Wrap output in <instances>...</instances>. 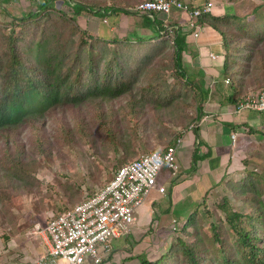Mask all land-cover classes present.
Instances as JSON below:
<instances>
[{"label":"trees","instance_id":"obj_1","mask_svg":"<svg viewBox=\"0 0 264 264\" xmlns=\"http://www.w3.org/2000/svg\"><path fill=\"white\" fill-rule=\"evenodd\" d=\"M57 1L64 2L71 13L58 9L55 6ZM142 1L128 6L122 0H96L94 3L84 0H41L20 16H14L4 9L2 14L8 20L0 25V135L9 137L21 127H29L33 131L35 149L47 160L45 145L49 140L43 132L51 111L62 112L65 108L78 110L88 103L98 108L125 95L138 96V100L134 96V107L145 104L155 112L174 110L179 109V103L184 107L189 106L188 90L194 93L197 113L194 120L200 123L206 116L204 107L212 91L205 84L208 76L202 68L191 75L184 64L189 48L188 37H192L193 32L185 30L186 21H171L163 14L135 11ZM184 1L194 10L209 0H196L198 4ZM83 14L103 21L111 17H133L137 22L132 37L106 39L79 26V18ZM248 18L230 12L217 15L212 11L202 15L198 21L202 27L206 26L221 36L223 63L218 77H221L223 86L226 80L230 81L226 84L229 89L226 101L235 107L251 93L264 90V32L257 40L251 37L257 24L262 29L264 2L254 8L252 19ZM140 31L144 33L139 34ZM154 63H158L159 67L152 66ZM170 76L174 83L170 81ZM111 114L109 117L113 116ZM105 119L106 114L100 112V120L105 122L104 147L107 150L112 147L116 149L120 135L106 124L108 121ZM225 124L236 129L231 123ZM77 129L83 137L84 128L77 126ZM74 131L77 133L61 121L53 135L71 143ZM246 131L249 135L255 132L251 128ZM193 132L199 139V127L194 128ZM255 133L260 138L264 137V129ZM131 136L125 135L119 142L125 152ZM180 137L182 135L170 140L168 145L174 144ZM198 145L193 154L191 171L196 169L201 158ZM245 161L249 163V159ZM21 162L22 159L18 157L7 169L15 175H29ZM129 162L126 159L124 163L119 161L117 170ZM262 177L264 175L247 171L240 181L229 179L227 183H220L226 189H223L224 202L219 206L224 220L218 227L212 223L213 231L209 238L220 264H264ZM70 197L72 206L69 208L81 202H75ZM205 198L201 205L206 207ZM232 201L253 207L250 212L239 211ZM203 209L199 208L189 216L161 257L153 261L148 258V251L133 255L128 247L121 251L124 256L122 264H179L180 256L184 257L185 264H205L198 253L200 239L196 242L186 240L190 234L189 224L199 221V217L210 215L208 210ZM199 223H195V230H199ZM115 253L113 249L105 261H113Z\"/></svg>","mask_w":264,"mask_h":264},{"label":"rangeland","instance_id":"obj_2","mask_svg":"<svg viewBox=\"0 0 264 264\" xmlns=\"http://www.w3.org/2000/svg\"><path fill=\"white\" fill-rule=\"evenodd\" d=\"M21 1V4L26 7H28V1L39 3L38 0ZM84 1L94 3L96 0ZM122 1L130 6L134 2L141 0ZM187 1L198 4L195 3L196 0ZM209 1L213 2V12L217 15L230 12L241 18L249 17L250 19H252L254 8L264 2V0ZM5 8L13 13L14 16H20L23 12L17 0L14 3L11 2V4L1 5L0 12L3 13ZM64 10L66 9L64 8ZM64 10L63 12L71 13L69 9L67 11ZM168 18L171 21H186L188 16L186 13L174 11ZM0 19V25H3L8 20V17L3 14ZM79 21L78 24L83 30L95 35V33L91 32L92 23L90 19L85 18ZM136 22V18H129L127 23L123 25V30H135ZM102 27L104 30L107 29L106 26ZM117 27L118 25L116 24L115 28ZM112 28H114L113 23ZM208 29L206 26L202 27L200 35L203 36H201L199 41L207 39ZM123 30L119 29L108 38L122 39L127 35L132 37V31L122 36ZM262 32H264V19L262 29L260 24H257L254 28V33H251V37L257 40L259 35L263 34ZM143 33V31L139 32L141 35ZM213 34L215 35L214 32ZM214 35H210V37H213L209 41L211 43L210 51L214 53V56L219 57L217 59L208 57L211 59V64L217 66L223 62V57H221L223 48L220 45L221 36H218L219 42L216 44L217 41L214 40ZM188 39L189 48L184 57V64L189 73L194 75L197 70L201 69L202 64L200 61L202 57L207 56L208 53L200 51L204 44H199V38L188 37ZM169 51L172 52V49H169ZM152 66L159 67L158 63H154ZM220 78L208 76L204 80L212 91V96L215 98L214 103L217 105L220 101L217 98L225 96L229 92L227 85L225 84V87V85L221 84ZM71 79H74V76H71ZM170 81L172 83L175 82L171 76ZM198 81L199 83L201 82L200 79ZM250 91L253 90L250 89ZM134 96L136 95H125L119 100L112 103H104L98 108L88 103L78 110L65 108L62 112L51 111L48 114L43 132L49 140L45 145L48 155L47 160H44L35 149L33 131L29 127H21L18 132L11 134L9 137L0 135V264H44L47 261L45 257L48 255V246L44 240V230L48 222L72 206L70 196L75 199V202L83 201L85 197L96 193L108 183L118 166H120L119 161H123V163L124 159L127 162L132 161L143 153L167 146L170 140L182 135L183 141L178 149L177 163L178 165L185 164V157L188 154L192 155L189 141L192 139L191 136H194V132L190 131L194 130L192 126H199V123L194 120L197 119L194 93L188 90L187 99L189 106L184 107L179 103V109L158 110V112L153 111L150 105L144 104L141 107H134ZM136 97L138 100V96ZM206 107L207 105L205 104L204 109ZM100 112L106 114L105 120L108 121L106 124L117 131L120 135V141L121 137L132 135L126 152L121 149L120 141L115 144L116 149L112 147L107 150L104 147L105 130H103V127L105 122H101ZM111 113H113V116L109 117ZM247 114L253 115L258 120L257 123L259 122L260 127L258 128L260 130L264 129V113L254 114V112L244 111L241 116ZM219 117L221 120L224 119L223 116ZM61 121L66 127H71L77 131V133L74 131V140L71 143L59 138L60 136L53 135L58 130L59 122ZM77 126L84 128L85 135L83 137L79 135ZM59 132L57 133L59 134ZM259 136L258 134L257 137H250L252 143L249 142V145L244 150L245 152L242 153V162L245 159H249V163L246 164L245 161L246 166L241 168V171H243L242 175L241 173L240 175H231V178L226 175V179L223 182L227 183L229 179L240 181L245 178L247 171H253L261 176L264 175V137L260 138ZM123 142L125 141L123 140ZM18 157L22 159L21 164L24 169L29 171V175H15L8 170L9 168L7 169L12 161H15ZM171 172L173 173L174 171L165 166L159 178L168 179L171 176ZM261 179L264 182V177ZM158 182H162V180L160 179ZM166 187L168 194L162 195L153 192L143 206L138 209L137 221L134 227L138 231L135 235L132 233L128 239L123 236L120 239L111 241V246L116 250L117 254L114 261H105L104 264H122L124 256L121 251L128 247L132 250L133 255L148 251L149 253L146 252L148 258H152L153 261L161 257L173 238L176 237V233L186 224L189 216L199 208H204L202 211L208 210L210 215L206 214L205 217H199V221L189 224L190 234L186 237V240L196 242L197 239H200L198 253L205 260V264H220L209 243V238L213 231L212 223L218 227L224 220V213L219 206L224 202L223 189L225 191L226 189L220 185L215 190V194L212 193L205 196L207 197L205 198L207 199L206 207L204 204L201 205L203 198L200 203L194 200L191 202L186 201V203L181 202L174 206L176 212L168 213L166 209L171 208L169 203L171 202L170 200L174 201L176 193H172L171 183L170 185L166 184ZM232 203L237 205L239 211L244 212H250L253 207L252 205L245 206L242 203L237 204L236 201H232ZM154 204H158L161 209L166 210L164 212V220L169 218L168 222L160 221L163 218L159 216V210L150 211ZM160 213L162 214L161 210ZM168 214L170 215L168 216ZM173 216L177 217L174 218ZM181 217L182 219H179ZM198 222H200V228L195 230V223L197 224ZM179 264H185L183 256H180Z\"/></svg>","mask_w":264,"mask_h":264},{"label":"built area","instance_id":"obj_3","mask_svg":"<svg viewBox=\"0 0 264 264\" xmlns=\"http://www.w3.org/2000/svg\"><path fill=\"white\" fill-rule=\"evenodd\" d=\"M190 7L184 0H143L135 11L167 17L174 11L186 13L185 30L192 31V37L198 39L202 29L199 18L211 13L214 4L207 1L194 10ZM210 57L216 59L214 55ZM247 110L264 112V90L251 93L234 108V113ZM232 138L235 142L236 136ZM182 141L180 137L172 145L139 155L118 169L96 193L51 219L44 230L48 246L44 264L104 263L113 250L111 241L132 235L138 209L154 191L166 192L158 179L165 166L174 172L178 170L176 156Z\"/></svg>","mask_w":264,"mask_h":264},{"label":"crops","instance_id":"obj_4","mask_svg":"<svg viewBox=\"0 0 264 264\" xmlns=\"http://www.w3.org/2000/svg\"><path fill=\"white\" fill-rule=\"evenodd\" d=\"M15 1L16 0H0V6L5 4H11V2L14 3ZM21 2V0H17V3L20 4L21 10L23 11L22 14L29 12L30 8L34 6L33 4L35 3L32 1H28V7H26L22 5ZM55 6L62 11L64 10V8L66 9L64 11H67L68 9V6L61 1H57L55 3ZM1 13L2 12H0V17L3 16V14ZM85 18L90 19L92 23V31L90 30L91 32L95 33L98 36L109 39L108 37L113 35L114 32H117L119 29L123 30V25L126 24L128 19L131 17H111L110 19L108 18L103 21L100 20L98 17L83 14L79 18V20ZM112 23L114 24V28H112ZM116 24L118 25L117 28H115ZM102 26H106L107 29L104 30ZM129 31H132V33L134 32V30L124 29V33L122 34V36L130 33ZM210 35L214 34L213 31L208 29L206 35L207 39L199 41L201 36L203 35H200L198 39L200 45L204 44L200 48V51L202 53H208V55L202 57L200 61L202 64L201 68L206 76L218 77L220 67L223 62H221L220 65L217 66L211 64V59H209L208 56L214 55V53L210 51L211 43L209 41L213 38L210 37ZM214 40L217 41L216 44L219 42V38L216 34L214 35ZM218 57L219 56H216V59ZM228 96L229 93H227V95L225 96H220L219 98H217L218 101L220 100L218 105L214 103L215 98L213 96L209 97L208 101L206 102L207 107L206 109H204V113L206 114V116L199 123L198 126L199 139L196 134H194L193 137L191 136L192 139L189 141L191 147L190 151L192 152V155L188 154L185 157L184 165H178L177 163L179 169L175 173L171 172V176H169L168 179L163 177L158 179L162 180V182H158V184L160 187H164L166 189V192L163 194L158 191L154 192H157L162 195L168 194L166 184L170 185L171 183L170 188L172 190V193H176V197L173 199L174 201L172 202V200H170L171 202L169 204L171 205V208L166 209L168 210V213H171L173 211L176 212L174 206H177V204L181 202L186 203V201L191 202L192 200H194L200 203L201 199H203L209 194L214 193L215 190L219 188L220 183H222L226 179V175H229L230 178L232 177L231 175H240V173L242 175L243 171H241V168H244L246 166V164L241 161L243 159L242 153L245 152L244 150L249 145V142L252 141L250 137L258 136V133L255 132L260 130V128H258L260 127V125L259 122L257 123L258 120L253 115L251 116L247 114L245 116H241L244 111L240 113H234L235 105H232L226 101V98H228ZM254 114L256 113L254 112ZM219 116H223L224 119H219ZM225 123H231L234 127H236V129L233 130L231 127H227ZM248 128H251L255 132L249 135L246 131V129ZM233 135L236 136L235 142L232 138ZM196 144H199L197 151L198 155L201 158L197 162L196 169L194 171H191L193 154L196 150ZM161 175L162 174H160V176ZM153 210H159V216L163 218V220L160 221L166 223L170 220L169 218L164 220V212L166 210L161 209L160 205L154 204L153 208H151L150 211ZM160 210L162 211V214L160 213ZM169 215L170 214H168V216ZM173 217L175 218L177 216ZM179 219H182V217ZM133 230V234L135 235L138 230L137 228H134ZM116 254L117 253L114 254V259Z\"/></svg>","mask_w":264,"mask_h":264}]
</instances>
